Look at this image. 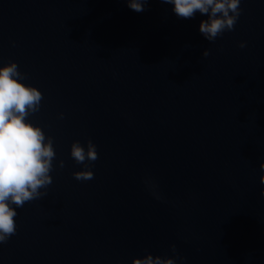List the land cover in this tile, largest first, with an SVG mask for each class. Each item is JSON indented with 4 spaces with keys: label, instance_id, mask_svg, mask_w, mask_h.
Masks as SVG:
<instances>
[{
    "label": "water",
    "instance_id": "water-1",
    "mask_svg": "<svg viewBox=\"0 0 264 264\" xmlns=\"http://www.w3.org/2000/svg\"><path fill=\"white\" fill-rule=\"evenodd\" d=\"M145 7L0 0V67L42 93L26 122L56 153L47 194L13 205L0 264H264V0H241L214 42L206 16ZM89 140L86 169L71 145ZM85 170L93 179H74Z\"/></svg>",
    "mask_w": 264,
    "mask_h": 264
},
{
    "label": "clouds",
    "instance_id": "clouds-1",
    "mask_svg": "<svg viewBox=\"0 0 264 264\" xmlns=\"http://www.w3.org/2000/svg\"><path fill=\"white\" fill-rule=\"evenodd\" d=\"M147 3L148 0H127L128 8L137 13L145 11ZM161 3L172 5V12L178 19H193L197 13L206 16L207 19L199 24V33L209 42H214L226 31H233L242 14L241 0H161ZM245 46L244 43L239 45L240 48ZM208 55L205 50L203 56ZM26 78L18 71L16 63L0 67V244L7 243L16 233L15 208L45 196L47 193L40 189L52 183L49 173L56 156L53 139L46 137L40 127L26 122L30 114L40 110L43 96L36 88L20 82ZM71 157L87 169L98 159L96 146L89 140L85 150L79 141L74 142ZM86 160L89 163H85ZM63 166L61 161L60 167ZM260 169L264 172V163ZM73 177L77 181H87L93 179V172H75ZM260 183L264 184V175L260 176ZM261 196L264 197V191ZM171 251L176 253L175 245L171 246ZM176 259L183 258L147 254L133 259L132 264H175Z\"/></svg>",
    "mask_w": 264,
    "mask_h": 264
}]
</instances>
